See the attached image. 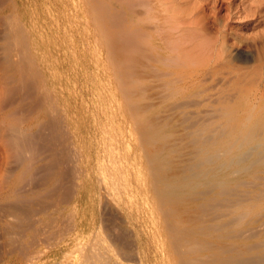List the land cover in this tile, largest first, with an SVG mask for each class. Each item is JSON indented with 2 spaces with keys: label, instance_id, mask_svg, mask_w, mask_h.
Masks as SVG:
<instances>
[{
  "label": "bare ground",
  "instance_id": "1",
  "mask_svg": "<svg viewBox=\"0 0 264 264\" xmlns=\"http://www.w3.org/2000/svg\"><path fill=\"white\" fill-rule=\"evenodd\" d=\"M20 1L44 21L29 13L28 32L13 21L23 51L2 81L0 112L40 102L28 131L3 133L17 166L0 181L10 250L26 260L31 235L58 234L72 264H264V70L233 64L263 67L264 48L244 51L248 38L215 28L216 7L201 1ZM62 54L76 70L65 83ZM65 126L83 149L77 174L48 154Z\"/></svg>",
  "mask_w": 264,
  "mask_h": 264
},
{
  "label": "rangeland",
  "instance_id": "2",
  "mask_svg": "<svg viewBox=\"0 0 264 264\" xmlns=\"http://www.w3.org/2000/svg\"><path fill=\"white\" fill-rule=\"evenodd\" d=\"M189 2H190V4H191V6L196 2V1H201V3L204 5H209L211 8H215L216 9V15H217V18H216V20L215 19H213V21L215 22H213L214 23V27L215 28H220V27H222V26H225L226 28H229V29H233V31L235 32V33H237V34H242L241 36L243 37V39L244 40H247V38H248V40L250 41V43L247 41L246 42V44H245V48H244V51H249V52H252L254 55H256V53L259 51V50H261V48L263 47L264 48V0H188ZM216 1H218V2H216ZM10 3V4H9ZM171 6H174V4H172ZM190 6V7H191ZM36 9V10H35ZM38 9H40V7H39V4H37V5H32V6H30L29 8H26V6H23V4H22V2L20 1V0H5V2H4V0H0V65H1V59H5V60H3V62H2V65L0 66V77H2L1 75H3V77L2 78H0L1 80H0V98L2 97V95H3V93L2 92H4L3 90H4V88L6 87V84H5V82H6V79L4 80V78L6 77L7 79L9 78V80L11 81V79L12 78H10L11 76H13V74H12V67H11V65H16V63L19 61H21L20 59V53H22V52H19V51H23V47H22V44L21 43H18L17 41H14V40H12V39H14L13 38V36L11 35V30L13 29V25H14V22L13 21H15V19H18L19 21V23H20V26L23 28V29H25V31L26 32H28V31H30L29 29L31 28V26H30V24H29V22H30V20H31V18H30V16H28L29 15V13L30 14H35L37 11L39 12V14H40V18H35L34 19V21H35V23H37V24H40V23H43V19H44V15L41 13V9L40 10H38ZM7 14H8V16H10L11 14V16L12 17H8L7 16ZM19 16V17H18ZM8 17V18H7ZM13 17H15V18H13ZM5 21H4V20ZM9 19H11V20H9ZM5 22V24H4V26L5 25H8V27L6 26V28H9L10 29V31H7L6 30V28H4V26L2 25L4 22ZM9 25L11 26V27H9ZM8 29V30H9ZM239 32H237V31ZM5 33L7 34V35H5ZM255 37V40H258V43L256 42V41H254V37ZM4 36H5V38H4ZM8 36H10L9 38H8ZM246 36V37H245ZM7 37V38H6ZM11 37H12V39H11ZM57 37H59V36H57ZM251 37H252V39H251ZM5 39V40H4ZM11 39V40H10ZM260 39V40H259ZM6 40H9V41H6ZM261 40H263V42L261 41ZM8 42V43H6V42ZM15 44L16 42V44H17V46H16V44H15V46H14V44L10 47V43H12V42ZM61 42V43H60ZM67 41H65V39L63 38V37H60V41H59V43H60V45L62 46L64 43H66ZM251 43L253 44L252 46H251ZM7 44H8V46H7ZM7 46V47H5V48H10L9 50H7V49H5V50H7V51H5L4 50V46ZM247 45V46H246ZM262 45V46H261ZM249 46V47H248ZM13 47H15L14 48V51L12 50L13 49ZM17 47V48H16ZM251 47H253L252 49H251ZM260 47V48H259ZM19 48V51L17 50ZM247 48V49H246ZM249 48V49H248ZM257 48V49H256ZM21 49V50H20ZM9 51H11V54H9ZM15 51H17V52H15ZM246 51V52H247ZM6 52H8V54H6ZM15 54H13V53ZM17 54H19V55H17ZM11 55V56H10ZM7 56H10L9 58L7 57ZM2 57H4V58H2ZM6 57L8 58V59H6ZM13 57V61L10 59V58H12ZM81 57H80V55H79V59H80ZM9 59H10V61H9ZM16 61H15V60ZM8 60V63L6 62ZM7 63V64H9L10 65V68H9V66H8V68L9 69H7L6 67H7V65L5 64V62ZM58 61H59V71H58V73L59 74H62V76H63V81H64V83L66 82V79H72L71 78V76L70 75H72V77H74L73 76V73H76L75 71V66H74V64L72 63V65H71V62H72V60L70 61V59H67L66 57H64V55L62 54V55H60L59 57H58ZM245 60V58H243L242 57V61H241V57H240V61H239V59H237V60H234L233 62V64H235V66H242V67H244V68H250L251 70H258V69H261V68H263V70H264V65H263V67H261L260 65V63H258V62H256V61H246ZM10 62H16V63H10ZM18 62V63H19ZM255 63V64H254ZM3 64H5L6 65V67H4L5 65H3ZM243 65H247V67L246 66H243ZM251 67H250V66ZM253 65V66H252ZM249 66V67H248ZM4 67V68H3ZM78 68H79V66H78ZM66 69H68L69 70V72L70 73H67V75H66V72H64ZM8 70V71H7ZM3 71V72H2ZM6 71H7V73H6ZM72 72V73H71ZM8 74V75H7ZM10 76V77H9ZM70 76V77H69ZM5 81V82H2V81ZM9 80H7V81H9ZM9 81V82H10ZM9 82H6V83H9ZM2 83V84H1ZM3 83L5 84V86L3 85ZM77 83H78V81H77ZM1 88H2V91H1ZM37 94H39V92L37 91ZM34 99H35V97H34ZM37 101V100H36ZM36 101L35 100H33V101H30V102H20V101H17V104L15 105V106H13V107H10L8 110H5L6 112H0V135L1 134H3V133H8L9 135V137H11L12 136V127H11V125H13V124H20V123H22V124H20L19 125V127H20V129L21 130H24L25 129V131H28V129L31 127V121H33L34 120V118H37V116H38V110H37V108H38V106H39V103L40 102H38V104L37 105H34L35 103H36ZM19 102V103H18ZM35 102V103H34ZM24 103V104H23ZM26 103H29V104H26ZM33 103V104H32ZM32 104V105H31ZM25 105H28V106H25ZM33 105L35 106V108L36 109H34V107H33ZM20 107H22V108H20ZM25 107H29L28 109L26 108V109H23V108H25ZM17 108V109H16ZM33 110H32V109ZM20 109V110H19ZM21 109H22V111L23 110H25L26 112H23L25 115H23V113L21 112ZM32 110V111H31ZM37 110V111H36ZM14 111H17V113L15 114L14 113V116H13V113L12 112H14ZM29 111H31V113H29ZM20 112H21V114H20ZM27 112L29 113V115L27 114ZM83 111L82 110H78V112H77V114H78V123H79V125H81V123L83 122V121H85V119H84V114L82 113ZM10 114V115H9ZM20 114V115H19ZM27 114V115H26ZM6 115H7V117H6ZM9 115V116H8ZM25 116V117H24ZM54 116V115H53ZM32 117H34L33 119H32ZM22 118H24V119H22ZM24 120V121H23ZM4 122V124H3V122ZM18 121H19V123H18ZM8 123V125H6ZM3 126H2V125ZM9 124H11V125H9ZM26 124V125H25ZM17 125V126H18ZM64 125H66V120H65V123H64ZM24 127V128H23ZM67 126H65V128H64V130H66V136H67V140L66 139H63V138H66V136L64 135V137H63V135H61L59 132L58 133H56V135H58L59 134V136H56V135H48V137L50 136H52V137H55V139H57L58 137H59V140L57 139V140H55V139H53V141H52V144L54 145V146H52V144H51V146L52 147H50L49 146V148H51V149H53V150H51V149H49L50 151L48 152V154H52V157L51 158H55V160H56V158H60V157H56V156H58L59 154H61V156H62V158H61V161H62V163L60 162V160H58L57 162H59V165H58V167H61V165H62V167H66V166H69L70 167V165H71V163H73V165L71 166V169L73 168V166L75 167V168H73V170H75L74 172H76V174L80 171L81 172V170H82V166H83V159H82V157H83V152H82V148H79V145L77 144V142H76V139L73 137V130L72 129H68V128H66ZM7 130V131H4V130ZM9 129H11V132H10V130ZM68 129V130H67ZM4 131V132H3ZM64 132V131H63ZM70 134V135H69ZM45 135V134H44ZM6 134L4 135L3 134V137H2V135L0 136V142H3L4 144H6V145H8V146H6V145H1V143H0V181L1 180H4V178L6 179V177H7V175H8V177H7V179H9L10 177H11V175H12V173H14V169L12 170V168L14 167V165L16 164V162L14 161V159H13V161L11 160V149L9 148V137L7 136V139H6ZM69 136H70V138H69ZM3 139H2V138ZM4 140V141H3ZM65 140V141H64ZM70 140H71V142H72V144H71V142H70ZM56 141V142H55ZM59 141V142H58ZM60 141H62V143H64V142H66V143H64L65 144V146H63L62 145V143L60 142ZM5 142H7V143H5ZM56 144V143H58V144H54V143ZM61 143V144H60ZM71 146H70V145ZM67 145V146H66ZM70 146V148L67 150L66 149V147L68 148L69 146ZM46 146V145H45ZM44 146V147H45ZM6 147H8V148H6ZM47 147V146H46ZM74 147V148H73ZM56 148V149H55ZM77 150H76V149ZM8 149V150H7ZM73 149V150H72ZM10 150V151H9ZM48 150V149H47ZM72 151V153H75V154H72L70 151ZM74 150H76V151H74ZM7 151H9L10 153V155L7 153ZM54 151H55V153H54ZM60 151V152H59ZM62 151V152H61ZM74 151V152H73ZM59 152V153H58ZM65 153L66 154V157H65V155L64 154H62V153ZM70 152V153H69ZM7 153V154H6ZM79 153V154H78ZM56 156H55V155ZM5 155H6V157L7 158H9V159H7V158H5ZM68 155V156H67ZM72 156L71 158L73 159H70L69 160V158H70V156ZM75 155V156H74ZM78 155H80V157L78 156ZM82 155V156H81ZM9 156V157H8ZM60 156V155H59ZM74 157H76L75 159H77L76 161H74L75 159H74ZM78 157V158H77ZM112 157V156H111ZM110 158V157H109ZM106 158L105 160H104V162H105V164H108V163H111L112 162V160H113V158ZM7 159V160H6ZM65 159V160H64ZM12 161V163L10 162V161ZM64 160V161H63ZM68 160V161H67ZM110 160V162H108ZM7 163H6V162ZM70 161V162H69ZM72 161H74V162H72ZM9 162V163H8ZM13 162H15V164L13 163ZM65 163H66V166H65ZM69 163V164H68ZM75 163V164H74ZM13 166H12V165ZM44 164V165H43ZM46 161H42V162H39L38 164H35V171H36V168L38 169V166H39V168H40V166H41V168H42V166H45L46 167ZM10 166V167H7V166ZM4 166H5V168H4ZM12 166V167H11ZM76 166H77V171H76ZM8 169H7V168ZM16 165H15V169H16ZM79 167V168H78ZM40 168V169H41ZM69 171H73V170H71V169H69L68 167H66ZM5 169H6V171L7 172H9V174H10V177H9V174H7V172L5 171ZM4 171V172H3ZM69 171H68V175L70 176V173H69ZM72 173L73 172H71V175H72ZM2 174H3V177H2ZM7 174V175H6ZM36 174H37V172H36ZM6 177H5V176ZM36 175H34L33 177H29V176H25L22 180H21V182H22V184L23 185H25L26 186V184H28V185H30V183H32V184H36V180H37V182H38V179H39V177H35ZM2 177V178H1ZM29 177V179H30V181H28L27 182V178ZM33 178V179H32ZM38 178V179H37ZM34 179H35V181H34ZM34 182H33V181ZM26 183V184H25ZM28 185H27V187H28ZM32 198V197H31ZM25 199H29L28 198V196L26 195L25 196ZM6 202H8V203H6ZM7 205H6V204ZM10 203H12V201H9V199L7 200V199H4V198H2L1 196H0V208L1 209H3V208H5L6 206L8 207L9 206V204ZM1 204H3L2 206H4V207H1ZM6 206H5V205ZM0 209V210H1ZM95 213H97L98 214V211H96ZM2 216L0 215V228L2 227V225H3V217L1 218ZM1 219H2V221H1ZM7 219H10V218H5L4 219V221L5 220H7ZM11 220H12V218H11ZM3 233V234H2ZM3 235L4 236H6V234L4 233V231H0V237H2V238H0V247H1V249H0V264H72V260L74 259V256L75 255H73L72 253L74 252V250H72L69 246H67L66 244H63V243H60V244H58V242H57V240H59L61 237H59L58 236V234H55V235H52V236H47V238L45 237V236H37L36 234H35V236L34 235H31V240L33 241V243H31L30 244V247H29V252H30V256L29 257H27L26 258V260H25V257H23V255L21 256V257H19L20 256V254L19 253H14V252H12L11 250H10V246H9V244H8V241H9V237H3ZM55 236V237H54ZM36 237V238H35ZM54 238H55V240H54ZM36 239V240H35ZM41 239V240H40ZM52 239H53V241H52ZM41 241V242H40ZM48 241V242H47ZM5 242H7V244H8V246H9V249H8V247H7V245H6V243ZM38 242V243H37ZM45 243V242H47V243H45V244H43V243ZM4 243V245L6 246V248L5 249H2V247L4 246V245H2ZM33 245V246H32ZM41 245V246H40ZM43 245V246H42ZM9 250V251H8ZM39 251V252H38ZM54 251V252H53ZM6 252H8L7 254H6ZM41 253H44V254H41ZM67 253H68V256H67ZM4 254V255H3ZM13 256H12V255ZM34 254V255H33ZM41 254V255H40ZM32 256V257H31ZM33 256H35V257H33ZM72 257V259H70L71 257ZM32 259H31V258ZM37 257V258H36ZM40 257V258H39ZM56 257V258H55ZM30 260H29V259ZM36 258V259H35ZM44 258V259H43ZM69 260V261H68ZM68 261V262H67ZM7 262V263H6ZM29 262V263H28ZM39 262V263H38Z\"/></svg>",
  "mask_w": 264,
  "mask_h": 264
}]
</instances>
